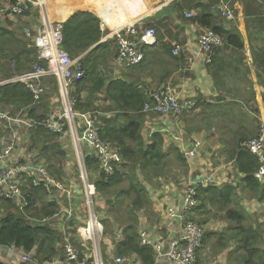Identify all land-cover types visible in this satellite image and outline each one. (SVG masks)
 <instances>
[{
    "label": "trees",
    "instance_id": "trees-1",
    "mask_svg": "<svg viewBox=\"0 0 264 264\" xmlns=\"http://www.w3.org/2000/svg\"><path fill=\"white\" fill-rule=\"evenodd\" d=\"M60 1L64 2V0ZM85 15H88L89 18L83 17L84 13L77 12L64 22L66 50L72 56L80 53L86 54L84 64L87 74L75 85L77 90L73 92L72 96L77 101L74 104V109L79 112H89L96 116L95 120L99 126L100 137L111 143L123 158V162L116 167L115 173L110 177L105 176L104 172L98 170L100 161L96 155L87 154L85 164L88 168L89 177L91 176L94 179L97 193L107 198L109 205L105 212L110 216V219L105 220V224H111L113 220L122 225L124 237L117 244L118 255L126 257L137 255L143 260L144 264H154L153 247L151 243H142L140 232V213L142 211L154 219L151 202L143 180L158 184L157 177L163 174L166 167H172L176 164L184 165V156L179 152L180 150H174L171 156L169 152L164 151L162 133H153L151 142L148 144L143 134L147 117L149 115H160L152 109L146 110V106L154 107L153 94L156 87L166 84L161 81L160 76L159 84L151 89L149 87L147 92L145 90L146 82L139 81L137 77L132 79V76L140 74L139 71L142 70H147L146 73L149 72L151 77L157 79V65L159 64L157 54L151 55L153 53L152 48L148 49H151L149 53H145L146 58L142 63L133 67L119 65L124 68H131L127 71L122 70V77H108L107 70L114 62L113 58L117 62L119 49H110L111 44H114V42L109 40L101 42L96 48L91 49L102 38L100 20L94 17L91 12H85ZM192 19L201 24L205 30L213 29L223 38V45L216 49L213 60L209 64L211 70H213L212 73L216 79L218 89H225L228 85L230 86L231 77L241 76V73L245 75L246 72H249L248 66L245 64L246 56L243 54L245 40L238 29H226L224 23H219L222 20H218L217 17L215 18L213 14L205 10H201V13L196 14ZM156 29L159 37V30ZM254 29L264 33V19L253 21V25L249 26L253 55L256 62L264 69V34L253 36ZM26 41L22 35L17 34V31L0 26V81L18 73L22 74V72L24 73L33 68L31 67L32 63L41 62L38 58L37 49L29 50ZM172 46L170 47L171 54ZM173 56L180 58L182 53ZM167 64L165 62L162 64L163 73ZM110 71L113 70L110 68ZM54 82L56 84L55 90H58V83ZM91 83H93V86H91ZM168 86L171 87L170 84ZM243 90L251 97V86L248 88V84H246L243 87L240 86L239 90L234 86L230 87V91H233L229 97L233 99L231 101L217 90L220 95L215 102L200 101L197 103L212 108L208 117L203 118L209 125H215L217 121H223L225 125L230 127L231 122H237V129L242 133L238 134L240 142L238 141L234 150V157L236 160L248 165L245 168L246 176L243 179V184L254 195L263 199L264 184L260 183L254 176V172L259 165L257 159L255 155L242 147V143L249 139L245 137H248V133L251 131L250 125L255 121L240 107L236 108V106L244 107L243 104L234 100L235 93L237 92V95L242 96L240 92ZM103 92H105L106 98L99 96ZM46 98L48 101V96ZM107 99L112 100L113 103L105 106L103 101ZM34 101L33 93L22 82L17 81L0 85V104H4L8 108L18 103L26 107L34 104ZM0 108L8 110L4 107ZM47 113L48 109H45L43 114H38L36 107L30 110V115L34 119L43 120ZM63 122L66 123V132L69 123L67 120H63ZM29 133L32 147L39 148L37 151L40 152L42 159H45L50 171L57 177L64 179L63 163L68 156V152L60 147L59 137L62 133L54 132L45 125L34 126ZM55 154H58V157L56 162H53ZM91 172L94 175L97 172L98 176L96 175L93 178ZM237 188L229 184L224 186H201L198 193L200 205L197 207L200 208L201 216L198 221L202 223L209 219L212 214L209 207L218 212H224L225 219L229 224L222 233L215 236L214 244L217 253H221L220 251L233 244L234 248L230 250L228 256L231 263L264 264V247L261 246L262 243L260 242L262 239L264 242L262 226L254 227L253 224L247 223L248 216L243 210L231 206ZM27 191L30 201L27 207L28 213L50 215L57 211V201L44 203L41 208L37 207L40 197L45 194L43 186L30 184ZM0 207L6 210L5 215L0 217V243L15 244L27 251L36 249L37 258L41 260L52 259L56 252L55 246L58 238L56 231L49 226H32L25 212L20 211L17 204L11 199L0 196ZM202 212L204 214H201ZM197 264H203L202 257L199 256Z\"/></svg>",
    "mask_w": 264,
    "mask_h": 264
},
{
    "label": "crops",
    "instance_id": "crops-1",
    "mask_svg": "<svg viewBox=\"0 0 264 264\" xmlns=\"http://www.w3.org/2000/svg\"><path fill=\"white\" fill-rule=\"evenodd\" d=\"M12 1L13 0H0V26L17 31V34L22 35L23 38L27 40L26 44L29 50L36 49L30 44L24 30L26 28H31L34 32H37L40 29L44 21L43 17L45 16L43 13L44 9L39 6L41 7L39 11L38 6H36L27 14L17 16L16 18H10L5 16L3 11L8 8ZM50 1L46 0L45 8L47 11L49 10L53 13H57L58 20L55 19L54 21H61L63 24L77 12L84 13L83 17L86 18L89 17L85 15V12H91L94 17L100 20V29L102 32L100 42H104L102 40H104L106 36L112 35L109 36L108 39L109 41H113L115 45L112 43L110 49H115L117 48L116 44L118 45L116 34L111 33L112 28L121 25V22H113V19L122 18L124 21H128L144 16L137 28L139 32L143 33V31L148 28L156 27L159 30V37H161L160 39L158 37L157 44L154 46H144L145 53L147 51L149 53L151 49H148L152 48L153 53L151 55L157 54L156 57L159 64L157 65V79L151 77L149 72L146 73L147 70L139 71L140 74L134 77L132 76V79L137 77L139 81L146 82L147 86H145V90L148 92L149 87L151 89L159 84L158 80L161 76V81L166 85H171L179 95L182 103L191 99L198 102H215L219 99L218 96L220 93L218 91H220L226 99L231 101L233 99L229 97L230 93L233 91H230V87L234 86L239 90L240 86L243 87V85L248 84V88L251 86V97L250 94L243 90L240 92L242 96L237 95L236 92L234 99L240 104H243L244 107H239L245 111L249 117L255 119L250 125L251 131L248 133V137L245 138L256 137L263 128L264 69L256 62L253 55L249 26L253 25V21L264 19V0H67V2H62L61 6L57 1ZM221 4L229 5L234 10L236 19L228 20L224 18L217 8V6ZM56 5L59 9L58 12L53 11ZM86 5L91 6L87 8ZM78 6H84L86 8H79ZM201 10H205L213 14L215 18L217 17L218 20H222L219 21V23H224L226 29H238L245 40V50L243 54L246 56L245 64L248 66L249 72H246L245 75L241 73L243 77L240 75L231 77V85H228L225 89L217 88V82L212 73L213 70H211V66L206 63L205 54L200 49L199 38L205 28L186 15L187 12H193L195 15H198L201 13ZM40 13H42L41 16ZM49 16L52 19L50 13ZM7 19L12 21L10 22L11 25L4 26L7 24ZM106 22H111V25H106ZM259 34L264 33L255 29L253 30V36ZM100 42L97 44H100ZM173 43H180L184 47L180 58L170 53V47ZM113 61L116 62L114 58ZM164 62L168 64L166 65L167 70L165 69L163 73L162 64ZM116 63L120 65L118 62ZM118 67L113 65L111 69L113 70L116 68L115 72L119 73V77H122V71ZM16 75L19 74H15L14 76ZM44 80L48 83L49 90L47 92V87L42 97L47 92L46 94L50 95L49 107H52L53 92L51 90V84L53 83L55 87L56 84L54 81H56L59 87V82L55 76H49L44 78ZM57 91L60 94L59 96H61L60 88H58ZM100 97L106 98L105 92H103ZM35 103L38 102L34 101V104ZM112 103L113 101L110 99L103 101L105 106ZM10 109L22 114V116L25 115L27 118H30L25 114L27 108L24 107V105L18 103L15 106L11 105ZM234 109L239 111L236 108ZM211 111L212 108L204 107L197 103L194 109H185L180 117H175L173 120L165 118L163 115H149L147 117L143 130L146 143L148 144L151 142L153 133L160 132L164 138V151L169 152L171 156L172 152L178 149L184 156L183 166L177 164L172 166V172H174L175 178H164L159 176L157 177L158 184L143 180L151 202L154 219H152L150 215H147L146 212L144 213L142 211V213H140V230L147 231L150 238V243L155 255L154 264H168L167 258L161 257L160 252H162L163 255L168 252L172 246L173 240L179 235L180 230V224H177L176 220L168 217L166 212L167 206H165L164 203H167L169 200L170 204H175L177 207L181 208L184 190L191 183H200L202 186H224L229 184L238 187L231 206L239 207L243 210L248 216L247 223L253 224L254 227L261 225L264 230V198L261 199L259 196L254 195L245 187L243 179L246 176L245 168L248 165L240 160H236L234 157V150L239 141L238 134L242 132L235 127L237 125L236 121L231 122L230 127L225 125L223 121H217L215 125H209L203 118L206 119ZM173 127L174 129H172ZM67 133L71 134L73 138L70 124L66 130V135H64L65 137L68 136ZM180 133H184L185 138L190 141L186 145L187 148L193 149L197 140L202 142V147L194 157L188 158L181 150L180 144L175 139V136ZM26 140L31 141V137L29 139L26 138ZM73 142L72 139V146ZM30 145L32 147V141ZM32 148L35 150L29 151V154L36 159L38 156L41 157L40 152L37 151L39 148ZM26 150H28V148H26ZM68 151H70V149ZM81 151L83 152V156L85 155V158L87 154L91 155L94 153V151L86 145L82 147ZM70 159L71 156L68 152V156L66 160H64V162L67 161V164L63 163L65 175L74 172L69 168ZM256 159L259 164L257 157ZM77 163V174L79 173L80 175L82 166L78 156ZM76 178L77 177L67 176V182L72 188L78 191V194L81 193V196H84L85 182L81 180V183H77L74 180ZM209 178L212 180L209 181ZM103 209H105L104 206ZM84 211L83 205L81 213ZM217 215L218 218L210 220L212 229L206 234L207 249L203 253H200L199 256L202 257L203 264H233L229 261L228 256L230 250L234 248V245L231 244L229 247L220 251L221 253H217L218 251L214 244L216 234L222 233L224 228L229 224L225 219L224 212H218ZM77 216L82 217L80 214ZM78 221L82 222V219ZM80 224L81 223L78 225ZM73 225L75 226V224ZM104 226L105 231L101 242L102 258L107 264H111L114 256L119 253L117 244L124 237L123 228L121 224L113 220L111 224H104ZM260 242L262 243L263 239ZM261 246L264 247V244L262 243ZM123 257L129 261L130 264H144L143 260L137 255Z\"/></svg>",
    "mask_w": 264,
    "mask_h": 264
},
{
    "label": "built area",
    "instance_id": "built-area-1",
    "mask_svg": "<svg viewBox=\"0 0 264 264\" xmlns=\"http://www.w3.org/2000/svg\"><path fill=\"white\" fill-rule=\"evenodd\" d=\"M43 4L42 0H13L3 12L5 16L16 18L31 12V9L36 6L43 7ZM86 6L90 8L91 5ZM217 8L226 19H236V14L229 5L221 4ZM43 13L44 21L37 32L31 28L24 30L30 44L37 49L38 58L42 63L38 62L32 69L0 81V85L21 81L33 93L35 102L39 103L42 94L47 89L44 78L55 76L59 82L66 109L63 115H50L43 120L34 121L16 111L12 114L9 110L0 108V123L6 124L5 127L10 130L0 139V195L5 198H18V205L21 208L27 205L24 200L28 192H24V186L30 184L43 186L49 193L58 196L56 212L50 215L26 216L32 226H49L56 231L58 236L56 252L52 259L41 260L36 257V249L27 251L15 244L0 243V264H107L102 258L101 251L105 226L93 210L95 199L99 194L95 183L89 181V173L81 149L77 147V156L82 166L81 176L85 182V203L90 211V219L87 223L79 222L81 217L76 214L82 204L80 202L81 193L78 194L76 189L58 180L57 176L50 171L47 163L40 156L37 159L33 158L21 143L23 137L29 134L30 129L38 125H45L54 132L66 135V123L62 121V118L66 117L65 119L72 128L74 143L76 146L79 143H85L94 151L93 154L100 161L99 169L104 172L105 176L113 175L116 167L123 162L118 150L100 137L96 116L74 109L77 101L72 96L75 85L87 74L84 64L86 54L70 55L64 44L63 22L52 20L48 12L43 11ZM186 15L189 18L195 17L193 12H187ZM143 17L128 21L122 18L113 19V22H121L119 27H113L115 30L111 33H115L118 40L117 62L124 67H133L142 63L146 56L144 46H153L157 43L156 28H148L143 33L137 29ZM107 25H111V22ZM109 36L112 35L106 36L102 41L109 40L107 38ZM223 42L222 36L213 29H206L201 34L200 49L205 54L207 64L212 62L216 49L222 46ZM183 49L182 44L173 43L172 54L180 55ZM153 97L154 107L147 105L146 110L152 109L160 116L163 115L171 120L180 117L185 109H192L197 102L191 99L182 103L179 95L168 85L157 86ZM175 139L188 158L194 157L202 147V142L197 140L193 149L187 148L186 145L190 141L185 138L184 133L176 135ZM242 147L257 156L259 166L255 171V177L264 183V125L259 134L243 142ZM201 186L200 183H191L185 188L181 208L170 204L168 199V202L164 203L167 206L168 217L180 224L179 235L173 240L171 248L164 255L160 252L161 257L167 258L168 264H197L199 252L206 250L205 237L212 226L202 225L190 217L192 209L199 205L198 193ZM79 223L81 224L78 225ZM140 232L142 243L150 244L147 231L140 230ZM111 264L130 263L123 256L115 255Z\"/></svg>",
    "mask_w": 264,
    "mask_h": 264
},
{
    "label": "rangeland",
    "instance_id": "rangeland-1",
    "mask_svg": "<svg viewBox=\"0 0 264 264\" xmlns=\"http://www.w3.org/2000/svg\"><path fill=\"white\" fill-rule=\"evenodd\" d=\"M48 1H50V0H48ZM53 1H57L58 2V4L61 6V4H62V2L60 1V0H51L50 2H53ZM65 2H67V0H64ZM47 7H48V5H47ZM79 8L80 7H84V6H78ZM84 8H86V7H84ZM43 9H44V11L46 12V8H45V6H44V4H43ZM49 9V8H48ZM38 10L40 11L41 10V7H38ZM53 11H55V12H58L59 11V9H58V6L56 5L55 6V8H54V10ZM48 13H50L51 14V16H52V19L53 20H55V19H57L58 18V14L57 13H53L52 11H49L48 10ZM41 14L42 13H40V16H41ZM20 18V17H19ZM58 20V19H57ZM7 21V24H5V23H2V24H5L4 26H9V25H11V23L10 22H12L11 20H6ZM108 24V22H106V25ZM115 30V28H112V32ZM108 38V37H107ZM116 46H117V49H118V45L116 44ZM146 53H148V51L146 52ZM120 64V63H119ZM113 65H115V66H119L116 62H113L112 63V65H111V67H109L108 68V72H107V76L108 77H110V78H112V77H119V73H116L115 72V70H116V68H114L113 69V71H110V68H112V66ZM121 65V64H120ZM34 66V64L32 63L31 64V67H33ZM119 69H121V71L122 70H129V69H131V68H124V67H121V66H119L118 67ZM18 74H20V73H18ZM48 83H46V85H47ZM91 86H93V83H91ZM47 87H48V89H47V92H48V90H49V85H47ZM51 90H52V92H53V98H52V104H51V106L52 107H49V105H50V95H48V94H44L43 95V97H42V99H41V101L39 102V103H35V104H30L29 106H26V110H25V114L28 116V117H30V118H32V119H34L31 115H30V109H32V108H34V107H36L37 108V113L38 114H43L44 113V111H45V109H48V113H47V116L45 117V118H47L48 116H50V115H57V114H61V115H63L64 113H65V109H66V104H65V100L61 97V96H59L60 94H59V92L57 91V90H55V87L53 86V83L51 84ZM77 90V88L75 87L74 88V91H76ZM103 94V93H102ZM48 96V101H47V97ZM100 96V95H99ZM235 99V98H234ZM53 103H54V105H53ZM104 104H106V103H104ZM0 107H4V108H6L7 106H5L4 104H0ZM236 108H239V106H236ZM6 109H8L12 114H15L14 113V111H13V109H10V107L8 108H6ZM66 118V117H65ZM34 120H42V119H37V118H35ZM5 125L6 124H1L0 123V131H1V135H0V138H1V136H3V135H6L7 133H9L10 132V130H8L6 127H5ZM236 128H237V125L235 126ZM68 134V136L67 137H65L64 135H61L60 137H59V143H60V147L61 148H63V149H65V150H67V152H69V154H70V156H71V159L69 160V168H71V170H73L74 172H70L69 174H67V175H65V172H64V170H63V176H64V178L67 180V176H70V177H77L76 179H74L77 183H81V178H80V175H79V173L77 174V171H78V163H77V147L78 148H80V146L79 145H77L76 146V144L73 142V146H72V136H71V134H69V133H67ZM27 136V135H26ZM31 136H30V133H29V135L27 136V137H23V140H22V145H23V147L26 149V148H28V151H33V150H35V149H33L32 147H31V141H27L26 140V138H30ZM74 141V140H73ZM30 145V146H29ZM75 145V146H74ZM83 147H84V145H83ZM70 149V151H68ZM57 157H58V154H55V158H54V160H53V162H56V159H57ZM42 158V157H41ZM43 161H45V159L43 158ZM65 164H67V161H65L64 162ZM60 169H61V166L59 167ZM63 168H64V166H63ZM98 170L100 171V169L98 168ZM91 175H92V177L94 178L96 175L98 176V174H97V172L95 173V175L93 174V172H91ZM162 177H164V178H169V177H171V178H175L174 177V172H172V167H166L165 169H164V171H163V174L161 175ZM90 180H91V182H94V179H92L91 178V176H90ZM50 197V198H49ZM80 198H81V200H80V202L82 203V204H80V207H79V210H77L76 211V214L78 215V214H80L82 217H81V219H82V221H83V223H87L88 221H89V219H90V211H89V208L87 207V205L85 204V197L82 195V196H80ZM50 199H52V200H55V198L54 197H52V196H50V195H46V193L45 194H43L41 197H40V202H38V204H37V207H39V208H41L42 207V205L44 204V203H48V202H50ZM56 201V200H55ZM84 205V212L83 213H81V209H82V206ZM108 202H107V198L105 197V196H100V195H97V198L95 199V203H94V205H93V210L95 211V213L97 214V216L99 217V220H101V222H102V224H105V220H109L110 219V216L105 212V210H106V208L108 207ZM103 206L105 207V209H103ZM107 206V207H106ZM210 208V210H211V212H212V214H211V216L209 217V219L211 218V219H214V218H218V211H216V210H214V209H211V207H209ZM200 208H197V206L195 207V208H193L192 209V212H191V215H190V217H191V219L192 220H194V221H197L198 223H200V224H202V225H206L207 223H208V221H209V219L207 220V221H205V222H199L198 221V218L201 216L200 215V210H199ZM5 213H6V210L4 209V208H1L0 207V217H2V216H4L5 215ZM201 214H204L203 212L201 213ZM32 215H34V214H32ZM46 215H49V214H46ZM34 216H40V215H34ZM102 217H104V218H102ZM73 224V223H72ZM105 231V230H104ZM264 231V230H263ZM260 234H261V231H260ZM263 244H264V242H262ZM203 251V250H202ZM199 254H200V252H199Z\"/></svg>",
    "mask_w": 264,
    "mask_h": 264
},
{
    "label": "bare ground",
    "instance_id": "bare-ground-1",
    "mask_svg": "<svg viewBox=\"0 0 264 264\" xmlns=\"http://www.w3.org/2000/svg\"><path fill=\"white\" fill-rule=\"evenodd\" d=\"M43 1V3L46 5V0H42ZM77 2H79V1H77ZM47 10V9H46ZM118 24V23H117ZM119 49V48H118ZM166 53V52H165ZM101 110V109H100ZM32 119V118H31ZM34 120V119H33ZM65 121L66 119L65 118H62V121ZM34 121H40V120H34ZM152 126V125H151ZM83 145L85 146L86 144L85 143H79V146H80V149H82V147H83ZM87 146V145H86ZM155 157V156H154ZM65 158V157H64ZM83 158L85 159V156H83ZM97 161V160H96ZM180 161V160H179ZM186 176V175H185ZM80 178H81V180H83L82 179V176H81V174H80ZM57 179L58 180H60V181H63L64 183H65V185L66 186H68V187H72L70 184H68V182H67V180L64 178H59V177H57ZM155 187V186H154ZM45 193H46V195L48 196V195H50V196H52V197H54L55 198V200L57 201V195H54V194H51V193H49L46 189H45ZM1 196V195H0ZM28 193L27 194H25V200L24 201H26L27 202V205L24 207V208H21L19 205H18V198H16V197H13V198H8V199H11V200H13L16 204H17V207L20 209V211H22V212H25V215L26 216H34V215H32V214H30V213H28L27 212V207H28V205H29V199H28ZM3 197V196H2ZM50 198V197H49ZM55 200H52V199H50V201H55Z\"/></svg>",
    "mask_w": 264,
    "mask_h": 264
},
{
    "label": "clouds",
    "instance_id": "clouds-1",
    "mask_svg": "<svg viewBox=\"0 0 264 264\" xmlns=\"http://www.w3.org/2000/svg\"><path fill=\"white\" fill-rule=\"evenodd\" d=\"M46 12H48V11L46 10ZM197 102H198V101H197ZM197 102H196V105H197ZM196 105H195L192 109H194V108L196 107ZM253 138H254V137H253ZM249 139H251V138H249ZM245 149H246V148H245ZM246 150H247V149H246ZM250 153H251V152H250ZM251 154H252V153H251ZM253 155H254V154H253ZM256 157H257V156H256ZM258 166H259V165H258ZM257 168H258V167H257ZM256 170H257V169H256ZM29 186H30V185H29ZM29 186H24V192H25V193L28 192L27 190H28ZM199 205H200V204H199ZM199 205H198V206H199ZM198 206H197V207H198ZM196 222H197V221H196ZM207 224L211 225V224H210V221H208ZM207 224H206V225H207ZM211 229H212V227H211ZM211 229H210V230H211ZM208 231H209V230H208ZM208 231H207V232H208ZM205 244H206V246H207V243H206V237H205ZM206 249H207V247H206ZM201 253H203V252H201ZM198 256H199V255H198ZM197 260H198V259H197Z\"/></svg>",
    "mask_w": 264,
    "mask_h": 264
},
{
    "label": "water",
    "instance_id": "water-1",
    "mask_svg": "<svg viewBox=\"0 0 264 264\" xmlns=\"http://www.w3.org/2000/svg\"><path fill=\"white\" fill-rule=\"evenodd\" d=\"M101 43V42H100ZM99 44H96L95 46H93L91 49H94V48H96L97 46H98Z\"/></svg>",
    "mask_w": 264,
    "mask_h": 264
}]
</instances>
